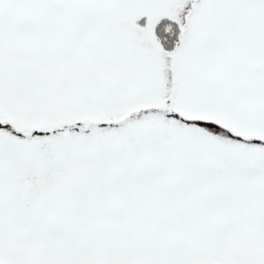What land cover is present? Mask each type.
<instances>
[{"label": "snow or ice", "instance_id": "snow-or-ice-1", "mask_svg": "<svg viewBox=\"0 0 264 264\" xmlns=\"http://www.w3.org/2000/svg\"><path fill=\"white\" fill-rule=\"evenodd\" d=\"M0 264H264V0H0Z\"/></svg>", "mask_w": 264, "mask_h": 264}]
</instances>
